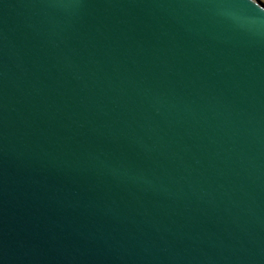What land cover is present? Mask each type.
Wrapping results in <instances>:
<instances>
[{
  "label": "water",
  "instance_id": "water-1",
  "mask_svg": "<svg viewBox=\"0 0 264 264\" xmlns=\"http://www.w3.org/2000/svg\"><path fill=\"white\" fill-rule=\"evenodd\" d=\"M0 264H264V6L0 0Z\"/></svg>",
  "mask_w": 264,
  "mask_h": 264
},
{
  "label": "rangeland",
  "instance_id": "rangeland-1",
  "mask_svg": "<svg viewBox=\"0 0 264 264\" xmlns=\"http://www.w3.org/2000/svg\"><path fill=\"white\" fill-rule=\"evenodd\" d=\"M257 1L264 6V0H257Z\"/></svg>",
  "mask_w": 264,
  "mask_h": 264
}]
</instances>
